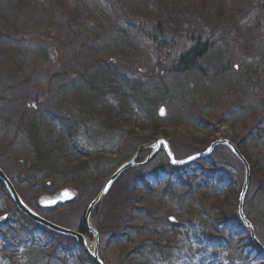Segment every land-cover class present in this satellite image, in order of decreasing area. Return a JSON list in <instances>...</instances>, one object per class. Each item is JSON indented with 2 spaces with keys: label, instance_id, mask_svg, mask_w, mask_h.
Masks as SVG:
<instances>
[{
  "label": "rangeland",
  "instance_id": "1",
  "mask_svg": "<svg viewBox=\"0 0 264 264\" xmlns=\"http://www.w3.org/2000/svg\"><path fill=\"white\" fill-rule=\"evenodd\" d=\"M196 47L201 56L181 74L179 59ZM263 53V0H0L2 172L21 174L11 180L21 202L72 234L37 223L0 187V264H92L80 240L104 264H264L243 220L264 246ZM97 77L106 96L89 102L83 85ZM133 83L127 103L119 97ZM51 111L78 120L71 138ZM217 139L253 164L242 202L246 167L227 147L193 163L205 178L191 187L162 148L150 154L166 140L184 160ZM67 188L79 195L61 202ZM51 195L53 208L42 206Z\"/></svg>",
  "mask_w": 264,
  "mask_h": 264
},
{
  "label": "water",
  "instance_id": "2",
  "mask_svg": "<svg viewBox=\"0 0 264 264\" xmlns=\"http://www.w3.org/2000/svg\"><path fill=\"white\" fill-rule=\"evenodd\" d=\"M225 145L227 147H229L233 153L235 155H237V157L239 158V160L244 164V166L246 167V181H245V184H244V187H243V190H242V193H241V197H240V201L242 202L245 198V195L247 193V190H248V184H249V177H250V169H249V166L248 164L246 163V161L244 160V158L242 157V155L238 152V150L233 146L231 145L230 143H228L227 141H218L216 142L215 144H213L210 149L205 153V155H201V156H197L198 157H203V156H206L210 151H212V149L216 146V145ZM160 145H164L165 146V149H166V152L168 153V156L169 158L173 161V157H172V154L170 153L169 151V148H168V145L164 142H159L157 145L153 146V153H155V151L160 147ZM196 158V157H195ZM187 162V161H186ZM186 162H179V163H174L175 165H182ZM133 166L134 165V160H132V162H129L127 164H125L124 166H122L114 175L113 177L111 178V180H109L107 183H106V186H105V190L108 189L111 184L119 177V175L122 173V171L124 169H127L128 167L130 166ZM0 182L3 184V186L8 190L9 194L11 195L10 197L18 204L19 208L24 212L26 213L29 217H31L33 220H35L37 223L41 224V225H45L47 228H49L50 230L54 231V232H57L61 235H68V236H72V234L69 233V231H66V230H63L59 227H55L54 225L50 224V223H47L45 221H43L42 219H40L37 215H35L34 213H32L22 202L21 200L19 199L18 195L16 194L14 188H13V185L11 184L9 178L2 172V170L0 169ZM104 190V191H105ZM104 193V192H103ZM76 195V192H74L73 190H66V191H63L62 193L60 192V194L58 195V199L61 201V202H65V201H68V200H71L74 198V196ZM48 197V196H47ZM56 200L55 198L52 199H49V198H44L43 201H41V205L42 206H53L54 204H56ZM53 202V203H52ZM96 202H98V200H96L95 202H93L92 206H94L96 204ZM91 206V207H92ZM245 223L249 226V228L251 229V226L250 224L245 220ZM250 235H251V238L253 239L254 243L257 245V247L262 250L264 252V247L262 245L259 244V241L256 239V237L254 236V231L253 229L250 230ZM75 236V235H74ZM82 239V238H81ZM87 243L88 241H86V243L84 244L82 242V240H80V245L86 247L87 246ZM88 248V247H87ZM89 249V250H88ZM86 249L88 251V253L90 254L91 258L93 259V261L96 263V264H102V262L98 259V256H97V253L96 251H91L90 248Z\"/></svg>",
  "mask_w": 264,
  "mask_h": 264
},
{
  "label": "trees",
  "instance_id": "3",
  "mask_svg": "<svg viewBox=\"0 0 264 264\" xmlns=\"http://www.w3.org/2000/svg\"><path fill=\"white\" fill-rule=\"evenodd\" d=\"M263 2H264V0H263ZM199 47V46H198ZM189 53H191V54H189ZM187 55L188 56H183L181 59H180V61H179V64H178V70L180 71V72H184L185 73V71H189V70H191V66L192 65H194V63L197 61V59L196 58H198L199 56H201L200 55V52L199 51H197V49L195 48L193 51H191V52H188L187 53ZM199 55V56H198ZM184 65V67L182 68V66ZM92 80H93V84H90V88H88L89 90H87V96L88 97H90V98H96V99H102L103 97H105L106 96V94H105V92H106V89H107V86H105V84H106V82H105V80H103L102 79V77H97V80H95L94 78H92ZM114 80V79H113ZM137 87V85L136 84H132V86H130V90L128 89L127 91H125V90H123V93L120 95V97L119 98H121L122 100L124 99V100H126L127 101V103H129V99H131V98H133V96L135 97V95H134V91H136V88ZM95 91H96V94H95ZM124 91H125V93H124ZM129 91V92H128ZM126 92H128L127 94H126ZM99 102H97V104H98ZM139 103V102H138ZM142 103V102H141ZM122 104H125V103H123L122 102ZM96 105V104H95ZM132 105V104H131ZM130 105V106H131ZM139 105L140 106H142L140 103H139ZM78 106H80L79 104H78ZM80 109H81V112H83L82 114H87V115H90L91 117H94V114H92L93 112L89 109V105L87 106V105H81L80 106ZM154 111H155V109H153V111L152 110H147L146 111V116L147 115H152L153 113H154ZM51 113H52V117H53V119L55 120L54 122L55 123H57V126H60V127H65V132L69 135V137L72 135V133L70 132V131H72V129H73V127H71L70 126V115H68V112L66 111V112H58V113H54L53 111H51ZM132 113V112H131ZM96 115V114H95ZM155 115H156V113H155ZM107 119V118H106ZM108 120V119H107ZM111 120V119H110ZM141 126H143V125H141ZM119 127H122V125H120V126H117V125H115L114 126V129H118ZM131 128H133V129H137V128H140V125H138V126H135V125H132V127ZM141 129V128H140ZM152 129V128H151ZM150 129V130H151ZM36 131H37V126L36 125H30V136H31V138H32V140L35 142V145H37V147H38V153H39V155H38V161L40 160V156L43 154L42 152H41V150H42V148H41V145H40V141H39V139H38V137L40 136L39 135V132L38 133H36ZM261 132H263V131H261ZM128 134L130 135L131 134V136L133 135V132H132V130L131 131H129L128 132ZM154 134H156V133H154ZM38 136V137H37ZM259 137L260 138H264V133H260L259 134ZM33 142V143H34ZM37 153V154H38ZM244 156H246V155H244ZM41 158H42V156H41ZM246 158L248 159V157L246 156ZM41 161V160H40ZM248 161H249V163H250V165H251V168L254 170V167H253V164L250 162V160L248 159ZM33 165V164H32ZM35 165V164H34ZM38 166H40V164L39 163H36V165L34 166V168L36 167H38ZM263 166V165H262ZM48 167H51L50 169H52V165H49ZM264 167V166H263ZM54 168V167H53ZM37 170H40V171H42V169H40V167H38V169ZM50 171V170H49ZM8 175L10 176V178H14V176L16 175V177H17V179H19V181L23 178V176L21 175V174H19L18 172L17 173H8ZM263 176H264V168H263ZM15 179V178H14ZM16 180V179H15ZM0 187L2 188V185H0ZM216 200H217V202L219 201L218 200V198L216 197ZM217 202H216V204H214V205H212L211 207H214V210L215 211H220V213H222L221 212V210L222 209H220V207H217ZM217 207V208H216ZM204 209H206V208H204ZM220 216V215H219ZM76 260V259H75ZM79 260H76V261H74V263L73 264H75V262H78Z\"/></svg>",
  "mask_w": 264,
  "mask_h": 264
},
{
  "label": "bare ground",
  "instance_id": "4",
  "mask_svg": "<svg viewBox=\"0 0 264 264\" xmlns=\"http://www.w3.org/2000/svg\"><path fill=\"white\" fill-rule=\"evenodd\" d=\"M90 80H91V79H90ZM90 80L86 81V82H85V85H83L86 91L89 90L88 88H90ZM150 154H151V155H154V154H152V153H150ZM101 198H102V196H99L98 200H101ZM169 233H170V232H169ZM169 233H168V234H169ZM88 246L90 247L91 251L96 250V244H94L91 240H88Z\"/></svg>",
  "mask_w": 264,
  "mask_h": 264
}]
</instances>
